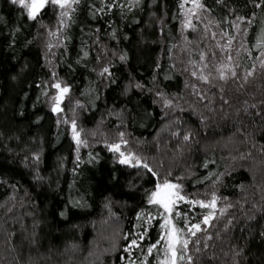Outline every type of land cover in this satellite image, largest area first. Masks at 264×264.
Here are the masks:
<instances>
[{
	"label": "trees",
	"instance_id": "obj_1",
	"mask_svg": "<svg viewBox=\"0 0 264 264\" xmlns=\"http://www.w3.org/2000/svg\"><path fill=\"white\" fill-rule=\"evenodd\" d=\"M185 1L0 0V264H157L164 180L177 264H264V0Z\"/></svg>",
	"mask_w": 264,
	"mask_h": 264
},
{
	"label": "snow or ice",
	"instance_id": "obj_2",
	"mask_svg": "<svg viewBox=\"0 0 264 264\" xmlns=\"http://www.w3.org/2000/svg\"><path fill=\"white\" fill-rule=\"evenodd\" d=\"M13 4H19V6L23 9L27 10V16L30 20H35L37 16L40 14L41 10H43L47 5H57L61 9H71L73 3H79V0H11ZM259 6V5H257ZM183 7V5H181ZM194 7L200 8L202 7L199 4L198 0H194ZM62 15H68L67 12L62 13ZM107 71V69H105ZM235 75V72L232 73ZM251 75V73H249ZM204 80H207V77H201ZM221 78L224 79L225 77L223 74ZM57 88L60 85H56ZM68 89L65 88L62 92H67ZM54 111L58 109H53ZM73 132L74 136L77 139V143H79V133L75 132V123H73ZM185 139H188L186 136ZM113 151H119V145H115L112 147ZM123 157L124 153H120ZM131 158L122 159L121 163H128ZM147 168V164L143 165ZM151 171V169H149ZM155 175V173H153ZM185 197L180 195L179 185L172 184L167 180H164L162 183L157 184L156 191H154L150 198L149 203L156 204L160 208L164 209V212L167 214L164 216V225L162 227L165 228V234L161 237V240L164 242L165 245V260L163 264H177L178 261H183L185 259V250L188 247L189 240L182 239L180 233L181 229L176 228V226L172 223V214L176 209L178 202L184 201ZM188 203H193L192 201H187ZM200 207L202 208H215L216 198L213 196V199L210 203H204L203 201H196ZM176 216H179L180 213L176 212ZM213 213H209L208 215L204 216L203 223L208 225L210 220L213 218ZM187 231L192 235L195 236L197 232L203 231L201 225L199 223L192 224L190 227L187 228ZM157 243H160L158 241ZM135 245V241L132 242ZM156 248L154 244L151 248L148 249L149 254L153 252V249ZM127 250V249H126ZM188 260H191V257H188Z\"/></svg>",
	"mask_w": 264,
	"mask_h": 264
},
{
	"label": "rangeland",
	"instance_id": "obj_3",
	"mask_svg": "<svg viewBox=\"0 0 264 264\" xmlns=\"http://www.w3.org/2000/svg\"><path fill=\"white\" fill-rule=\"evenodd\" d=\"M200 11V8H197V7H194V0H190V1H188V0H186L185 1V5H184V26L186 27V28H189L190 26H191V24L193 23V20H194V18H195V16L197 15V13ZM63 89H65V88H60L59 89V91H58V94H57V98H56V104H55V106H54V108L55 109H58V110H56V111H59L60 110V107H59V102H61L62 100H63V97H64V95L67 93H65V92H62V90ZM77 133V132H76ZM78 133H79V143H77V139L75 138V142L78 144V146H80L82 143V141H81V136H82V134L78 131ZM75 137V136H74ZM83 140V139H82ZM123 153V152H122ZM130 156V155H129ZM131 157V156H130ZM126 158H128V157H122L121 156V159L120 160H122V159H126ZM171 183V182H170ZM172 184H176V185H179V184H177V183H172ZM179 191H180V195H182V191H181V186L179 185ZM183 196V195H182ZM185 201H187L186 200V198H185V200L184 201H180V202H178V205L179 204H181V203H183V202H185ZM205 203V202H204ZM207 203V202H206ZM210 203V202H209ZM177 205V206H178ZM199 205V204H198ZM216 207H217V205L215 204V208H208L209 209V213H213L214 214V212H215V209H216ZM177 208V207H176ZM163 211H164V209H162ZM176 211V209L174 210V212ZM174 212H173V214H172V223L176 226V228H178V229H180L179 228V226H178V224L176 223V220H175V217H174ZM165 215H167L165 212H164V216ZM214 216V215H213ZM163 225H164V219H163ZM165 234V228L163 227V232H162V236ZM189 234V232L187 231V230H182L181 229V233H180V235H181V237H182V239H185L186 237V235H188ZM159 251H161L162 252V256H161V258H159V260H158V263L157 264H163V261L165 260V245H164V242L162 241V244H161V247H160V249H159Z\"/></svg>",
	"mask_w": 264,
	"mask_h": 264
}]
</instances>
